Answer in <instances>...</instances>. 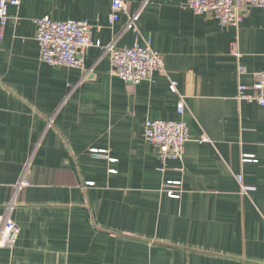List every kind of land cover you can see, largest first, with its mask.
<instances>
[{"label":"crops","instance_id":"0c3cea01","mask_svg":"<svg viewBox=\"0 0 264 264\" xmlns=\"http://www.w3.org/2000/svg\"><path fill=\"white\" fill-rule=\"evenodd\" d=\"M125 1L113 23L111 0L9 7L0 27V214L28 162L31 184L17 195L21 232L0 249V264H264V105L238 98L240 85L254 93L264 68V7L233 26L186 0ZM138 10L137 29H125ZM45 16L87 20L103 47L85 50L81 68L42 62L36 19ZM148 39L165 71L124 82L104 46ZM149 119L187 122L181 159L162 163L144 136ZM170 180L181 184L177 198L164 187Z\"/></svg>","mask_w":264,"mask_h":264},{"label":"built area","instance_id":"2783aa9c","mask_svg":"<svg viewBox=\"0 0 264 264\" xmlns=\"http://www.w3.org/2000/svg\"><path fill=\"white\" fill-rule=\"evenodd\" d=\"M20 0H0V27L4 28L9 19V7L19 5ZM186 6L198 14L211 13L221 25L239 26L244 19L246 10L250 7H264V0H186ZM125 0H111V23L120 18V12L127 11ZM141 11L129 14L125 29H137ZM36 39L40 46V59L52 66L73 68L83 67L82 54L93 45L101 46L92 38V25L87 20H54L48 16L36 19ZM105 52L110 53L114 73L124 82L137 85L144 80H152L155 73L165 71L164 58L152 48L148 39L144 44L136 42L133 46L117 47L115 42L104 46ZM234 50L237 53L236 45ZM170 89L177 93V83L172 81ZM246 85L239 86L238 98L256 101L264 105V68L256 74L253 85L254 93H246ZM178 112H185V102L181 98ZM145 138L159 148L163 164L168 160L181 159L185 152L186 143L190 140L189 126L184 120H147L144 125ZM97 151V150H95ZM104 151V150H101ZM248 158H244V161ZM30 162H28L15 185L14 194L7 202L4 212L0 214V249H12L21 232V227L12 218V211L17 204V195L31 183L27 177ZM243 184V175H238ZM179 181H167L164 185L169 196L177 198L180 194ZM243 189H249L242 185Z\"/></svg>","mask_w":264,"mask_h":264}]
</instances>
